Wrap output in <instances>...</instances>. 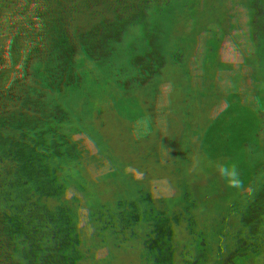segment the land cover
I'll return each instance as SVG.
<instances>
[{"label": "trees", "instance_id": "trees-1", "mask_svg": "<svg viewBox=\"0 0 264 264\" xmlns=\"http://www.w3.org/2000/svg\"><path fill=\"white\" fill-rule=\"evenodd\" d=\"M211 1L2 0L0 264H264V104L256 109L263 123L254 145L236 156L228 152L230 140L218 138L217 149L227 147L221 167L173 185L163 177L166 161L180 148L197 154L198 128L186 143L178 137L169 144L145 119L152 113L154 123L172 120L199 65L186 63L179 72L163 65L151 75L181 41L164 58L127 60L116 51L131 47L140 31L177 24L184 8H203L208 33L230 17L216 15ZM57 2L59 11L79 5L92 20L47 27ZM263 3L241 0L239 26L221 33L226 50L205 57V76L186 94L198 107L215 85L204 79L211 69L236 76L238 94L251 106L253 95L264 101V91L248 80L255 71L264 77ZM24 8L38 23L31 36L18 27ZM230 48H237L241 70L222 59ZM212 129L200 128L220 137ZM190 181L201 187L196 198L177 194L187 193Z\"/></svg>", "mask_w": 264, "mask_h": 264}, {"label": "rangeland", "instance_id": "rangeland-1", "mask_svg": "<svg viewBox=\"0 0 264 264\" xmlns=\"http://www.w3.org/2000/svg\"><path fill=\"white\" fill-rule=\"evenodd\" d=\"M176 1H178L179 6L183 3L185 4L186 2H184V0ZM260 1L264 2V0ZM240 3L241 0L211 1V4L208 6L212 9L214 7L217 8H214L216 9V12L214 11L216 15L219 16L225 11L228 15H230V17L220 20L219 23H217L212 30H209L208 33H205V30L209 28V25L206 27V16H203V14L200 15V13L204 11L203 8H184L183 16L176 15L175 17V19L177 18V24H171L170 26H167V29L163 30L161 29V27H159L157 28V30L152 28L151 30H147V32L140 31L139 34L132 39L128 35L129 37L127 39H131V47H123L125 45L124 43V45L122 46L123 48H116L117 53L121 51L124 54V58H126L127 60L148 59L152 58V56L156 53L161 54V58H164V54L168 51L167 48L171 44L181 41V44L178 47L179 49L177 48L179 52L171 57H169V55L165 57L164 64L157 65V67L153 68V71H151L152 74H150L159 75L158 72L164 68L163 65H168L169 67L172 66V68L176 69L177 71L178 69H181L182 66L184 69H187L189 68L188 66L191 67L195 66L196 64L199 65V67L190 70L189 76L192 78L188 81L189 85L186 86L187 88L183 90L184 94L181 93V99L184 97L185 98L180 103V106H178L176 112L172 114L171 111L169 113V109L164 111V113L166 114L169 113V115H173L172 120H165L159 123H154L152 121L154 119L152 113H148L145 119L146 126L150 124L149 126H151V128L157 129V132L153 133L152 135L157 136V139H166L169 144L173 142L171 139L174 140L178 137L182 139L184 138L183 141L186 143V141L188 140L186 138L187 135H192V137L195 138L192 132L191 134L188 133L189 130L191 128H198L196 131V140L198 144L195 148L197 154H195V156L192 154H188L185 150L180 148L174 152L175 159L171 158L170 156L166 161L168 165L167 168H164L166 169V171H163V177H165L166 181H170L171 184H173L172 182H174L173 185H176L175 183L177 179L187 180L195 178V182H197L196 177L198 176V173L205 172L208 174L213 169L221 167V165H217V162H219V160L221 159H224V152L227 147L229 148L228 152L232 153L234 151L235 155L237 156V153H240L243 147L246 148L254 145L259 135L258 131L260 130L261 132L262 128H260V125L263 123V119L260 118L259 115L263 113L261 111L260 113H258L256 109L257 107H262L264 101L259 96L257 97V99H254L256 96L253 95V97L251 96V101H256L251 106V104L246 100L245 97H240L238 94L239 87L235 83L236 76L231 77V74H226L223 70L218 69L217 71H215V69H211V73L206 78L204 77V79L215 80V85L211 87V95L207 98L206 101L201 103L202 106L198 107L190 99V97L187 96L190 92L195 91V86L197 87L198 80L202 79L200 76L204 75V70L207 71V66L202 65L205 57H216L219 53L223 52L224 49L226 50V46L224 44L225 41H220L222 38L221 33L223 31H227L229 29L231 30L239 26L237 23V20L239 21V19L234 15L238 14L239 9L241 8ZM3 4L4 3L2 2V0H0V6H3ZM59 4L60 3L57 2V6L54 11L47 17L48 19L46 25L49 28H57L60 25V21L62 19V23H68V18L75 19L76 17L84 18V21L87 22L92 20L91 13L87 14L86 10H81L82 7H79V5L72 4L59 11V9L57 8L59 7ZM27 9L31 10V8H24L22 9L23 12L20 10L23 14L22 18L24 21H22V24L18 27H22L24 32L27 31L26 35L31 36L34 31L33 29L38 26V23H36L35 15H33L34 12ZM8 12L12 13V10H8ZM9 13L7 15H9ZM143 13L147 16L148 19L150 17H153L150 16L151 11L149 10L148 12V9L147 12ZM164 13L165 11H162L159 14ZM135 15H137L135 12L129 13V15H127V18L134 17ZM4 24H9L8 26H10L12 23H9L7 21ZM178 29H181L180 32ZM144 34H147V36L145 37ZM149 36L152 37V41H150V39H146ZM121 48L124 51L121 50ZM113 51L114 50H112V52ZM221 57L226 64L227 62L231 61L227 60V58L233 59L234 61L230 63L233 69H240L242 68V66L244 67V65L242 64V60L239 56H237V48L228 49V51H225V53H223ZM25 58L26 60L29 58L27 54L25 55ZM186 63L188 66L185 65ZM185 71L188 72V70ZM260 74L261 71H255L253 72V77L250 76L248 78V80H251L250 82L255 86L254 90H256L258 93H260L259 90L264 91V77L259 76ZM223 94H225V96ZM181 105L182 111L180 109ZM241 108L243 109V113L242 117H239L238 111H240ZM254 110L255 112L253 113ZM253 114L255 115V118H253L252 120L251 116H253ZM249 116L251 117V119ZM164 126L168 127H165L166 129H164ZM200 128L206 132H209L210 129L213 128L212 130L219 132L220 137H216L214 133H212L211 135L203 134ZM218 138H224L227 141L230 140V145L227 147H225L224 145L223 147L217 149L216 142ZM212 139H214L215 141H213ZM178 152L179 154L183 155V157L177 159V157H179ZM199 160L201 162H199ZM249 167L250 166H248V168ZM188 185L189 187L187 189V193H180V191H178L177 194H186V196H195L196 198L197 193H199L198 188L200 189L201 187L196 186V183L193 184L191 181ZM184 187H186V185L182 186V188ZM174 196H176L175 193ZM196 201H199V199L197 198Z\"/></svg>", "mask_w": 264, "mask_h": 264}]
</instances>
